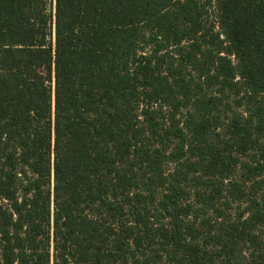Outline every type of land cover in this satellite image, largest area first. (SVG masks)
<instances>
[{
  "label": "trees",
  "instance_id": "16d2710c",
  "mask_svg": "<svg viewBox=\"0 0 264 264\" xmlns=\"http://www.w3.org/2000/svg\"><path fill=\"white\" fill-rule=\"evenodd\" d=\"M0 264H264V0H0Z\"/></svg>",
  "mask_w": 264,
  "mask_h": 264
}]
</instances>
